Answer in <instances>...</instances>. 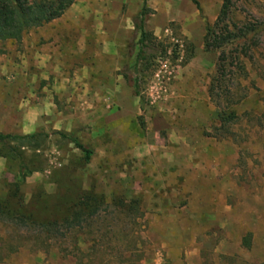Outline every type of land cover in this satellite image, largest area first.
Masks as SVG:
<instances>
[{"label": "rangeland", "instance_id": "obj_1", "mask_svg": "<svg viewBox=\"0 0 264 264\" xmlns=\"http://www.w3.org/2000/svg\"><path fill=\"white\" fill-rule=\"evenodd\" d=\"M197 1L147 0L161 44L140 95L144 0H77L0 43V133L41 135L0 145V202L31 216L0 219V264H264V0H233L231 24L257 29L245 74L214 96L218 54L203 40L223 0ZM21 160L34 173L13 199Z\"/></svg>", "mask_w": 264, "mask_h": 264}, {"label": "trees", "instance_id": "obj_2", "mask_svg": "<svg viewBox=\"0 0 264 264\" xmlns=\"http://www.w3.org/2000/svg\"><path fill=\"white\" fill-rule=\"evenodd\" d=\"M77 0H0V43L7 41H21L22 38L33 28L44 26L52 21L61 18L64 13L75 4ZM198 8H200L197 0H191ZM234 7L233 0H223V5L217 20L213 24L206 25V33L204 36V49L206 51L217 52V75L212 79L210 93L214 96L217 90L222 89L233 75L245 74V65L243 60L249 58L252 49V42L255 38L256 29L250 24H231L230 16ZM150 9L147 0H144L140 13V22L137 24L140 38L138 41V52L135 58V67L138 75L135 79V93L140 95V75L146 70L147 65L154 59L160 50V42L153 33L148 32L145 27L146 17ZM186 46L194 52V45L186 41ZM218 94V92H217ZM219 96V94H218ZM222 122L227 123L235 120L237 115L234 111L227 113L223 111L219 115ZM63 139L72 143L84 155V161L89 163L94 155V151L85 145L73 133L56 132ZM40 134L31 135H12L0 133V145L9 147L12 152L17 153L18 149L13 147L14 143H18L21 147L34 146L39 147ZM34 171L21 160L19 171L17 174V182L15 185V193L12 196L16 198L20 190V184L25 183L26 179L31 176ZM16 194V195H15ZM95 203H98L96 200ZM132 205L128 210H132ZM76 211L71 218H65L64 223L70 228L82 226L87 219L85 211ZM0 219L4 221L14 222L20 226L27 225L31 220L30 215L22 214L10 205L8 201L0 202ZM51 226L54 224L50 223Z\"/></svg>", "mask_w": 264, "mask_h": 264}]
</instances>
